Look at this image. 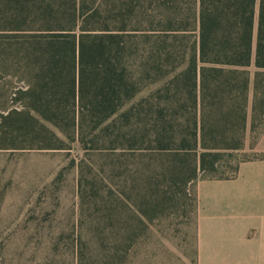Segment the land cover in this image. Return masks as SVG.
Here are the masks:
<instances>
[{
	"label": "trees",
	"instance_id": "1",
	"mask_svg": "<svg viewBox=\"0 0 264 264\" xmlns=\"http://www.w3.org/2000/svg\"><path fill=\"white\" fill-rule=\"evenodd\" d=\"M153 18L163 24L162 51L140 53L138 37L149 36L143 31ZM191 20L198 33L188 59L166 70L162 61H175L169 39L184 37L177 32L188 31ZM251 65L250 129L261 126L256 146L264 132V0H0V81L21 82L9 99L0 86V146H18L21 137L46 148L87 144L99 140L96 129L104 125L107 138H123L137 152L145 136L144 148L164 155L163 183L157 180L163 189L139 209L152 220L162 201L182 198L171 184L214 175L226 152L243 149ZM162 78L168 87L156 104L147 97L132 102L146 80L165 87ZM246 160L236 163L234 176ZM148 174L144 186L152 183Z\"/></svg>",
	"mask_w": 264,
	"mask_h": 264
},
{
	"label": "rangeland",
	"instance_id": "2",
	"mask_svg": "<svg viewBox=\"0 0 264 264\" xmlns=\"http://www.w3.org/2000/svg\"><path fill=\"white\" fill-rule=\"evenodd\" d=\"M152 21V30L143 31L149 36L138 37L140 53L146 52L148 47L162 51L163 44H160L161 37L157 32L163 24L157 18ZM143 25L147 24L144 22ZM197 26L198 22L191 20L188 31L177 32L184 37L175 41L169 39L170 45L174 46L172 56L175 55V61L163 60L162 63L168 65L166 70L181 63L183 67L190 47L197 39ZM256 30L257 12L254 43ZM176 51H179L177 55ZM156 57L152 56L153 59ZM155 63L150 62L151 65ZM247 69L250 72L249 118L243 149L226 152L214 175L200 176L186 185L171 184L182 198L162 201L152 220L139 209L144 208L145 201L151 205L158 188L163 189L157 180L163 183L160 173L165 169L159 163L164 160V155H154L145 149V136L138 137L141 140L137 152L129 150V142L123 138H107L104 125L96 129V135L100 136L98 142L88 140L87 144H80L66 140L59 148H46L39 145L41 142L31 145L27 137H21L18 146L1 145L0 264H196L198 181L234 177L233 167L239 160L262 154L253 145L261 126L253 132L250 129L255 67L251 65ZM161 77L164 76L159 74L156 79ZM167 79L160 80L165 81L166 86L159 90L160 83L146 80L132 102L147 97L156 104L161 99L159 95L166 93ZM17 84L21 82L16 76H7L0 81L1 88L7 90L5 99L10 98ZM182 122L185 124L179 129L187 128V122ZM120 123L119 120L116 124ZM138 127V130L143 128ZM124 129L128 130L127 126ZM165 163L170 162L166 160ZM145 173H149L147 178H153L151 184L144 186ZM219 176L223 178H214ZM133 187L136 190L132 191Z\"/></svg>",
	"mask_w": 264,
	"mask_h": 264
},
{
	"label": "crops",
	"instance_id": "3",
	"mask_svg": "<svg viewBox=\"0 0 264 264\" xmlns=\"http://www.w3.org/2000/svg\"><path fill=\"white\" fill-rule=\"evenodd\" d=\"M256 148L264 152V132ZM196 264H264V157L196 185Z\"/></svg>",
	"mask_w": 264,
	"mask_h": 264
}]
</instances>
